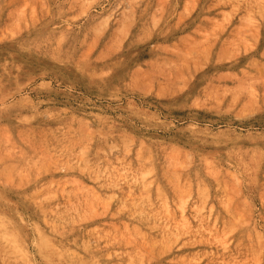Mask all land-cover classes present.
Returning a JSON list of instances; mask_svg holds the SVG:
<instances>
[{
	"label": "rangeland",
	"instance_id": "1",
	"mask_svg": "<svg viewBox=\"0 0 264 264\" xmlns=\"http://www.w3.org/2000/svg\"><path fill=\"white\" fill-rule=\"evenodd\" d=\"M0 264H264V0H0Z\"/></svg>",
	"mask_w": 264,
	"mask_h": 264
}]
</instances>
